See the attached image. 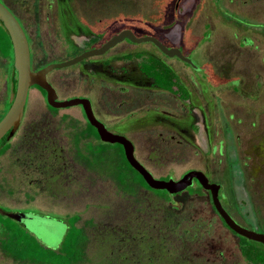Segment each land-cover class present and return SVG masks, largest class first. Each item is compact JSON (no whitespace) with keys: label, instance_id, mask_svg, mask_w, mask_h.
<instances>
[{"label":"rangeland","instance_id":"374dc122","mask_svg":"<svg viewBox=\"0 0 264 264\" xmlns=\"http://www.w3.org/2000/svg\"><path fill=\"white\" fill-rule=\"evenodd\" d=\"M48 1L50 17L44 10ZM0 2L30 38L33 67L72 56L90 34L103 36L98 27L104 21L108 35L128 29L137 37L152 36L166 47L178 48L198 69L175 57L165 58L150 42L122 41L109 49V74L133 75L137 70L136 57L118 59L115 51H142L170 66L190 97L182 103L183 116L179 107H164L159 101L158 107L176 118L154 113L148 122L139 113L133 119L140 121L127 129L114 124L118 118L112 116L107 127L132 141L134 157L154 177L176 179L187 169L206 173L222 186L226 211L240 224L264 233V0ZM58 14L64 23L76 18L90 29L61 30ZM94 59L86 62L87 71L96 64ZM2 63L0 58V114L6 78ZM76 67L48 73L58 97L92 88L86 75L76 74ZM140 80L143 86L146 77ZM44 97L39 88H28L20 124L0 154V208L31 216L16 221L0 215V247L9 248L23 239L54 248L67 215L75 213L86 237L82 259L76 264H126L125 250L134 251L135 242L137 247L154 242L155 252L145 251L144 256L157 255L158 264H250L241 259L245 260L237 249V237L222 226L202 189L193 186L169 200L150 190L133 196L110 174V160L118 152L115 144L86 153L57 151L64 145L60 132L65 123L60 116L78 120L80 109L68 106L52 112ZM111 110L118 111L115 104ZM175 139L183 143L176 144ZM124 233L128 246L121 241ZM0 264L32 263L14 261L0 249Z\"/></svg>","mask_w":264,"mask_h":264},{"label":"flooded vegetation","instance_id":"af4514ba","mask_svg":"<svg viewBox=\"0 0 264 264\" xmlns=\"http://www.w3.org/2000/svg\"><path fill=\"white\" fill-rule=\"evenodd\" d=\"M51 5H52V3L48 1L45 4V7H44L45 14L48 17H50L51 14H52ZM78 9H80V8H77V10ZM82 13L85 14V12H82ZM58 15H59L58 18L60 20L59 26H60L61 30L66 28L69 31L73 26H74V28H81L82 27L83 29H86V30L90 29L88 26H85V25L82 26L81 23H78L77 20L81 21L80 19H76V18L75 19H71L72 22L67 24V23H64L62 21L63 17L60 16V14H58ZM98 21H100V18L98 19ZM105 23L106 22L104 21V23L101 26L98 27L99 29L102 28V31L104 33L103 36H100L98 34H90V35H88L87 37H85L81 41V45H79L77 47V49H75L76 53L73 54L70 57H67L66 59H63V60H67L69 58H72L73 56H76V55L80 54L81 52H83L85 50H89V49H92V48H98L106 40H108L112 36V34L108 35V31H107V34H106V32H104L106 30V28L108 27V25H106ZM75 30H77V29H75ZM23 32H24V30H23ZM117 33H115V34H117ZM24 34H25V32H24ZM25 37H26V35H25ZM26 40H27V45H28V50H29V66H30V69L32 71H34V70H37V69L41 68L42 66L46 65L47 63L46 64H42V65L37 66V67H33L32 66L31 52H30V38L27 39V37H26ZM122 41H127L128 43H126V44L133 43V42H130L129 40L124 38L123 40H121L120 42L116 43L112 47L114 48L117 44L121 43ZM69 46H71V44H69ZM110 48L106 49L101 54L92 55V56H89L87 58H83L82 60H80V61H78V62H76L74 64H71V65H68V66H65V67H61V68H54L56 70H61V69H64V68L74 67V66L77 65L76 74L78 76L86 75L90 85L92 86V88H90L87 93H77V94L65 96L63 98L58 97V93H57V89H56V87L54 85V81L50 80L48 78V75H49L48 73H51L53 70H50V72H47L46 73L47 76L45 75V78H46V81L53 88V90L55 92V95H56V100L69 99V98H72V97H80V98L88 99L89 105H90V109H91V112H92L94 118L98 122L102 123L104 128L107 131H109L111 133H115V134H120V135H122V134L121 133H116L114 131H111L107 127V124H110V122H113V121H111L112 116H116L118 118V121L113 122L114 124L125 125L127 127V129H128V127L130 128L132 125H134V121H140L137 117L135 119H133L139 113L144 115V117H141V120L145 119L148 122L153 120L154 113L155 114L156 113H160V114H163V115L168 116V117L176 118V115H174L173 112H171L169 110H165L164 108L163 109L159 108L158 107V102L159 101L163 103L164 107L168 106L170 108V105L174 106V109H177V107H179L178 109H179V111L181 113V116L184 115L183 114L184 112L182 113V111L184 109L182 103L189 100L190 92L188 91V88H186L184 82L181 80L179 75H177L175 73V71L170 66L166 65L158 57L153 56L151 54L143 53L142 51H134V52L128 53V52H123L121 50H117V51L114 52V57H116L118 59H123V60L125 59L126 60L127 58L136 57L137 58V62H136L137 63V70H134L135 72L133 73V75L127 74L125 72L120 73L118 75H111V74H109L107 72L108 70H110V68H109L110 67V62H111L110 58L112 57L111 50L109 51ZM147 57L156 58L163 65H165L172 72V74L175 76V78L177 79L178 84L183 89V91L182 92H171V91H168L166 89L158 87L154 83L153 78L150 77L149 75L145 74L140 69L139 61H141L143 58H147ZM164 57L165 58H173L175 56L167 57V56L164 55ZM90 58H95L94 62L96 64L93 67H90L91 71H87V69H86L87 66H85V65H86V62ZM178 60L180 62H182L183 65L189 67L192 70L198 69L197 66H195V65L192 66L190 64H187V63L183 62L180 59H178ZM85 70L87 71V73H84ZM140 76L146 77V83H143L144 84L143 86L140 84V82H141ZM190 80L192 81L191 77H190ZM121 81H122V83H121ZM192 84H193V82H192ZM32 86L39 88L36 85H32ZM39 90H40V88H39ZM44 95H45V92H44ZM200 95H202V93H200ZM43 100H44V103H45V105H46L48 110H50L52 112H55V111L60 109V108L50 107L46 103L45 97L43 98ZM112 104H115V107L118 109V111L112 112V110H111V105ZM73 106H78L79 107L81 122H80L79 118H78V120H69V119L67 120V119H65V117L60 116V117L63 118V119L61 118V122L65 123V124L61 125V130L62 131L60 132L61 137L63 139V144L64 145H62L60 147H57V151L65 152L67 150V151H71L73 153L74 152L86 153V152H92L95 149L103 150L107 146L113 144V143H108V142H105V141H102V140L99 139L98 134L96 132V129L87 122V120H86V118L84 116V113H83L81 105L77 104V105H73ZM61 108H64V107H61ZM136 111H137V113H135ZM143 115H141V116H143ZM79 124H81L80 127H79ZM137 126H139V124H137ZM63 128H64V130H63ZM158 136H160L161 140L164 141L165 136H163L161 132L158 133ZM178 136H180V135H178ZM125 137L127 139H129L127 136H125ZM168 138L172 140V139H174V135L169 134ZM181 138H183V137H181ZM130 142L132 143L131 140H130ZM175 143L176 144H181L183 142L180 139H175ZM132 146H133V143H132ZM213 148H215L214 145H213ZM188 170H190V169H187L186 171H188ZM196 170H198V169H196ZM186 171H184V172H186ZM201 172L206 176V173H204L203 171H201ZM155 178L167 179V178H169V176L167 177L166 175H164V176L155 177ZM206 178H207L209 183H215V184L218 185L217 198H218L222 208L226 211V209L223 207L222 202H221L223 197H224L223 192H222V186L219 183H217V182L211 181L210 178L208 177V175L206 176ZM195 183L198 184L197 181L195 179H193L192 180V184L189 187H193V186L195 187L196 186ZM200 189H202V188L200 187ZM143 190H146V191L150 190V192L152 191L155 195L161 196L163 198H166V200H169L172 196L178 194V193L169 194V193H166V191L163 190V189H162V191H164V193H156V192H154L155 190H153L151 188H148V187L144 188L143 186H140L138 184H137V188L135 189V191H131L128 194L134 196L136 194L141 193V191H143ZM202 190L208 196L210 206H211L213 212L215 213V215L218 217V219H219L220 223L222 224V226H224L228 231H230L232 234H234L237 237L238 241H239L240 240L239 239L240 235H237L236 233L231 231L224 224L223 220L217 214V212L214 210L213 205H212L211 200H210L209 191L205 190V189H202ZM183 191H187L186 188ZM183 191H181V192H183ZM71 215H78V214H75V213L68 214L67 217H69ZM229 216L236 223H238L239 225L248 228L247 226H244V225L240 224L239 222H237L230 214H229ZM248 229H250V228H248ZM145 239H147V238H145ZM127 240H128L127 233H124V236H122L121 241H124V243L128 246V244L130 242H128ZM140 240H142L141 237H140ZM136 243L137 242L134 243V248H135L134 251L131 250V252H129L128 249L125 250V253H124L125 255H124L123 258L126 261V264H158L157 263V258L158 257H155L157 255H155L154 257L149 256V255L144 256L145 251L151 250V252H153V253L155 252L156 246H155L154 242H150L151 244L144 242L145 247H143V246L142 247H137V245L135 246ZM238 248L239 247H237V249ZM132 254L134 255V257L131 256ZM241 259L244 262L246 261L243 258H241Z\"/></svg>","mask_w":264,"mask_h":264},{"label":"water","instance_id":"95a60500","mask_svg":"<svg viewBox=\"0 0 264 264\" xmlns=\"http://www.w3.org/2000/svg\"><path fill=\"white\" fill-rule=\"evenodd\" d=\"M0 24L6 30L12 49V78L14 80L13 97L7 110L0 118V139L8 140L19 126L23 114V107L26 100L27 89L36 85L45 92L46 103L53 108H61L73 105H81L87 122L92 125L98 134L100 140L108 143H117L121 145L123 156L131 168H133L143 179L146 185L151 189H163L169 194L179 193L192 184L195 179L202 189L208 190L210 200L214 210L221 217L224 224L234 233L248 240L260 243L264 246V233L248 229L236 223L229 214L222 208L217 198L218 185L209 183L206 176L196 169H190L184 172L179 178L159 179L152 174L134 157L133 146L129 139L120 134L107 131L103 124L98 122L90 109L89 101L86 98L72 97L69 99L56 100L53 88L46 81L45 75L54 68H61L74 64L83 58L103 53L106 49L114 46L124 38L133 43L151 42L161 53L167 57H173L194 66L188 57L181 54L178 48L166 47L159 40L152 36L133 35L128 29L120 30L112 35L100 47L85 50L80 54L67 60L48 63L41 68L32 71L29 66V50L25 34L11 12L0 2ZM0 215H5L16 221L21 219L30 220L31 216L23 213L7 212L0 208Z\"/></svg>","mask_w":264,"mask_h":264},{"label":"trees","instance_id":"16d2710c","mask_svg":"<svg viewBox=\"0 0 264 264\" xmlns=\"http://www.w3.org/2000/svg\"><path fill=\"white\" fill-rule=\"evenodd\" d=\"M0 58L3 63L5 78V89L3 104L4 111L0 114V118L13 97L14 80L12 78V49L11 43L6 30L0 24ZM140 69L153 78L154 83L163 89L171 92H182L183 89L177 82L172 72L160 61L153 57L143 58L139 61ZM41 90V89H40ZM42 93L43 90H41ZM51 109V108H50ZM52 110V109H51ZM8 140L0 139V154L8 147ZM118 147V152L112 156L110 163L112 165L111 175L115 178L119 187H127L129 191H135L137 184L147 188L141 176L129 166L126 162L122 148L119 144L113 143ZM112 145V144H111ZM168 177V175H167ZM139 182V183H138ZM200 189L199 184L195 186ZM149 188V187H148ZM192 187H187V191H191ZM123 190V189H122ZM156 193H164L162 189H153ZM167 193V192H166ZM78 215H72L66 218L64 224V233L58 246L54 248L41 247L40 245L29 244L23 239H18L15 244L9 248L0 247L1 251L14 261L30 262L32 264H76L82 259V247L86 243V237L83 233V227L77 224ZM7 231V230H6ZM240 253L250 264H264V248L260 243L248 240L242 236L239 237ZM260 244V245H259Z\"/></svg>","mask_w":264,"mask_h":264}]
</instances>
